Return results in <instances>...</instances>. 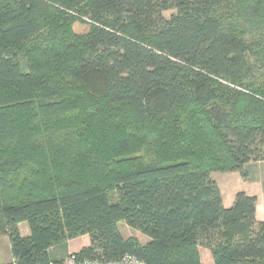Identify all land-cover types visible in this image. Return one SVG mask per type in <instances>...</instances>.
<instances>
[{"label": "trees", "instance_id": "obj_1", "mask_svg": "<svg viewBox=\"0 0 264 264\" xmlns=\"http://www.w3.org/2000/svg\"><path fill=\"white\" fill-rule=\"evenodd\" d=\"M243 36L264 57V0H0V264H65L82 236L101 264H264L257 198L225 208L212 178L264 161V63L219 54ZM147 135L156 160L128 158Z\"/></svg>", "mask_w": 264, "mask_h": 264}, {"label": "crops", "instance_id": "obj_2", "mask_svg": "<svg viewBox=\"0 0 264 264\" xmlns=\"http://www.w3.org/2000/svg\"><path fill=\"white\" fill-rule=\"evenodd\" d=\"M249 172L248 179H243L238 173H219L218 175H212V178L218 184L223 199V205L225 208H230L235 202L236 195L239 192H245L246 194L256 197L258 200L256 218L258 221H264V163H250L247 166ZM23 223L20 225V231L22 236L28 237L30 235L29 227ZM138 238V237H137ZM142 243L148 242L147 239L141 240ZM10 243V242H9ZM90 246L89 236H82L73 239L68 242L69 253H78L81 249ZM11 248V247H10ZM201 260L204 264H213L214 260L209 251H203L200 249ZM13 260L11 252V260L7 259V262Z\"/></svg>", "mask_w": 264, "mask_h": 264}, {"label": "rangeland", "instance_id": "obj_3", "mask_svg": "<svg viewBox=\"0 0 264 264\" xmlns=\"http://www.w3.org/2000/svg\"><path fill=\"white\" fill-rule=\"evenodd\" d=\"M227 26L238 29L237 25L233 21H231L229 18L227 20ZM71 28H72V31L74 34L84 35L89 31L90 26L88 24L83 23V22L75 21L71 25ZM239 40H240L241 44H244L243 48H240L239 50H236V51L233 48H229L228 50L221 51L219 54H221L222 56H228V57L229 56L230 57L236 56V55L240 56L241 58L244 57L246 60L247 66L253 67L255 69L256 68L259 69V66L262 65V63H264V57L261 55L260 52L258 53V52L251 49L253 42L250 41L247 36L246 37L243 36L242 39L240 38ZM222 42H223L222 38L218 39L217 43L213 47L220 48V45L222 44ZM254 48L257 49V46L256 47L254 46ZM222 82L225 85H229V86L233 87L228 82H224V81H222ZM77 89L79 91L80 87H78ZM71 90H72V88H67L66 93L69 94ZM82 92L83 91H81L80 93H82ZM158 116L171 121V118L169 115L160 116L158 114ZM167 140L171 141V142H176V139H173L172 137H168ZM152 143H153L152 138L149 135L145 136L144 138H141L139 140V142L135 145V147L133 149L134 152L131 154L132 156H129L128 158L138 159V160H140V158H141L142 163H149V162L155 161L156 158L152 152V149H153ZM174 149H176V148H174ZM171 158H173V157H171V156H167V157L158 156L157 159L160 160L161 162H164L166 160H170ZM258 163H264V161H261ZM219 173L220 172H215L212 175L216 176ZM25 225L28 226L27 224H25ZM119 229L122 232V234L127 238L128 237H138L141 240L148 239L146 236L142 235L141 233L128 228L124 223L119 224ZM201 249L203 251H208L207 249H204V248H201ZM72 254L75 255L76 253H72ZM7 259L11 260L10 243H9V240L7 237L0 236V262L6 263Z\"/></svg>", "mask_w": 264, "mask_h": 264}, {"label": "built area", "instance_id": "obj_4", "mask_svg": "<svg viewBox=\"0 0 264 264\" xmlns=\"http://www.w3.org/2000/svg\"><path fill=\"white\" fill-rule=\"evenodd\" d=\"M65 264H101L97 261H90L87 259L84 260H79L77 259L73 254H71L65 261ZM107 264H148L142 260H139L138 258L131 256V255H127L125 256L123 259H121L118 262H114V263H107Z\"/></svg>", "mask_w": 264, "mask_h": 264}]
</instances>
